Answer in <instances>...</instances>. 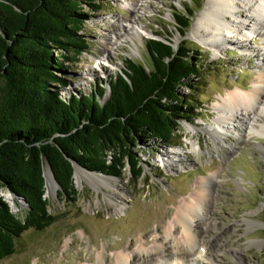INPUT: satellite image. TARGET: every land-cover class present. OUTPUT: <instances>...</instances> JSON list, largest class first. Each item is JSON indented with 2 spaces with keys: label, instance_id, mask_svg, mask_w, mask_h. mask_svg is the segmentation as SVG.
<instances>
[{
  "label": "rangeland",
  "instance_id": "rangeland-1",
  "mask_svg": "<svg viewBox=\"0 0 264 264\" xmlns=\"http://www.w3.org/2000/svg\"><path fill=\"white\" fill-rule=\"evenodd\" d=\"M208 1L95 0L102 10L94 11L89 4L83 7L88 20L81 34L89 40V50L62 75L70 84L62 91L63 97L90 92L99 78L108 81L122 70L126 59L150 65L147 42L161 33L171 36L176 47L185 40L182 44L198 51L193 56L203 66L196 91L199 110L192 121L181 123L173 146L150 141L136 149L144 167L140 181L131 179L129 166L122 178L78 169L85 177L74 176L79 195L73 205L59 198L60 188L55 191L54 186L53 190L47 186L56 223L43 232H26L17 243L16 254L0 264H101L99 255L105 257V264H116L119 254L129 256L132 264H181L171 258L177 251L173 239L166 238V230L174 225L181 202L196 192L195 183L206 177H217V182L211 206L207 204L194 226L208 228L202 236L209 254L203 264H264V136L242 141L211 131L217 125L222 99L237 87L250 89L264 74L257 57L264 54V22L260 35L244 28L247 50L229 45L214 50L192 35L193 24ZM173 6L183 12L187 7L194 10L185 39L175 28ZM236 14L240 19L246 13L240 8ZM230 40L237 43V37L231 35ZM172 151L181 154L185 169L179 164L164 166L163 158ZM89 176L109 182L95 187ZM7 195L13 196L9 190H0L6 201ZM12 208L19 218H25V208ZM171 229L181 238L179 226ZM159 243L166 245L165 253L153 252L148 258L140 253L141 244L152 249Z\"/></svg>",
  "mask_w": 264,
  "mask_h": 264
},
{
  "label": "trees",
  "instance_id": "trees-1",
  "mask_svg": "<svg viewBox=\"0 0 264 264\" xmlns=\"http://www.w3.org/2000/svg\"><path fill=\"white\" fill-rule=\"evenodd\" d=\"M92 1L0 0V190L29 204L21 219L0 196V262L16 254L26 232H43L58 219L46 197L47 165L68 205L79 195L74 163L117 178L129 166L131 179L140 181L144 167L136 149L150 141L173 146L181 123L199 110L198 51L185 40L176 47L161 33L147 42L150 65L126 59L122 70L108 81L99 78L90 92L63 97L70 84L62 75L89 50L81 34L88 20L83 7L102 10ZM172 9L185 39L194 10Z\"/></svg>",
  "mask_w": 264,
  "mask_h": 264
},
{
  "label": "bare ground",
  "instance_id": "bare-ground-1",
  "mask_svg": "<svg viewBox=\"0 0 264 264\" xmlns=\"http://www.w3.org/2000/svg\"><path fill=\"white\" fill-rule=\"evenodd\" d=\"M240 8L246 14L239 19L236 10ZM231 17L233 20L229 19ZM263 22L264 0H209L204 12L193 24L192 35L217 51H220L222 46L228 45L247 50L248 35L244 33V28L253 34L260 35ZM231 35L237 37V43L230 40ZM257 57L264 65V54L260 53ZM218 110L217 125L213 130L211 129L213 133L222 135V137L235 136L242 141L252 136H264V74L257 78L256 82H253L250 89L244 90L237 87L235 91L230 92L219 103ZM191 129L195 131V127ZM197 147L195 146V148ZM231 149H235V147L231 146ZM162 161L165 167H177L176 164H179V167L185 169L187 166L177 151L168 152ZM76 173L78 177H85L77 171ZM47 174L49 175L48 170ZM87 179L95 187L103 186L104 183L109 182L108 179L96 176H89ZM216 182L217 177H206L197 181L195 183L196 192L188 200L181 202L175 215L174 225L166 230V238H172V242L176 246L177 252L171 257L176 263L183 261L181 264H203L204 261H208L209 254L202 241L204 230L208 228L197 229L194 226H197L195 225L196 219L199 218L200 213L206 210L207 204L211 206L210 196ZM48 188L53 190V183L49 178ZM13 196L7 195L6 199L18 208L20 204L15 203ZM119 198L123 199V196L119 195ZM177 226L180 227L181 238H176L171 229H176ZM166 251L164 243H159L152 249L146 248L143 244L140 247V253L145 254L147 258L152 256L153 252L165 253ZM104 258L103 255L98 256L101 264H105ZM129 258L124 254H119L116 264H132L129 262Z\"/></svg>",
  "mask_w": 264,
  "mask_h": 264
},
{
  "label": "water",
  "instance_id": "water-1",
  "mask_svg": "<svg viewBox=\"0 0 264 264\" xmlns=\"http://www.w3.org/2000/svg\"><path fill=\"white\" fill-rule=\"evenodd\" d=\"M46 168H47V170L49 171V175L47 174L46 169H45V170H44L45 186H46V187L48 186V178H49V179H51L52 182H53V186H54V190H55V191H56L57 188H60V189H61L60 185H59L58 182L56 181V178H55V176H54V173H53L51 167H50L49 165H47ZM78 169H82V170H84V171H86V172H88V173H90V174L101 175V176H103V177H107V178H114V177H112V176H107V175H104V174H98V173H92V172H89V171H87L86 169H84V168H82L81 166H79L77 163H74V176H75L76 171H77ZM10 193L16 197L17 201L19 202V204H20V206H21L22 208H25L26 210L29 208V204H28L27 200H26L24 197H21V196H19L18 194L13 193V192H11V191H10ZM6 202L9 204V206L11 207L12 212L15 214V211H14V209L12 208V205H11L8 201H6Z\"/></svg>",
  "mask_w": 264,
  "mask_h": 264
}]
</instances>
